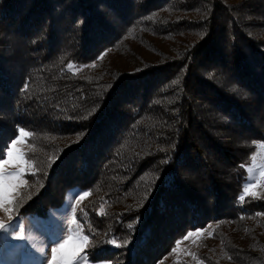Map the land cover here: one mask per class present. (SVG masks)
Returning <instances> with one entry per match:
<instances>
[{
    "label": "trees",
    "instance_id": "trees-1",
    "mask_svg": "<svg viewBox=\"0 0 264 264\" xmlns=\"http://www.w3.org/2000/svg\"><path fill=\"white\" fill-rule=\"evenodd\" d=\"M0 111L36 167L15 217L79 188L93 262L186 264L167 261L176 242L213 224L204 264H264V198L241 199L264 140V0H0Z\"/></svg>",
    "mask_w": 264,
    "mask_h": 264
},
{
    "label": "rangeland",
    "instance_id": "rangeland-1",
    "mask_svg": "<svg viewBox=\"0 0 264 264\" xmlns=\"http://www.w3.org/2000/svg\"><path fill=\"white\" fill-rule=\"evenodd\" d=\"M3 113V111H0V116L4 115ZM7 119L9 120L0 121V162L7 159V149L10 147L12 140L17 139L20 135L19 129L21 127L13 118L7 117ZM24 130L28 132L27 129ZM29 138L30 135L23 138V142L17 144V148L24 154L25 159L29 160L30 165L25 173L20 175V182L12 193V203L0 206V222L10 225L7 233L0 230V264H47L51 260V248L62 243L69 236L73 238V244L83 246V252L73 259V264H109L106 261L93 262L88 257L89 241H83V237L86 235L76 218L79 206L86 199V197L81 199L84 190L79 188L69 190L65 194L61 205L50 209L45 218L37 215L22 217L13 215L17 200L20 198L22 190L27 186V178L36 175V167L30 159L31 146L28 143ZM255 148L250 163L246 166L242 197L264 198V140L257 141ZM17 172H19L18 167L6 165L3 174L12 175ZM5 207L12 209L11 213L5 212ZM73 208H75V212L72 211ZM262 219L264 220V216H262ZM72 221H75V223H72ZM21 225L24 228V240L15 238ZM214 227L213 224H209L205 228L199 229L203 230L199 236L188 240L183 238L178 240L179 248L176 251H171L167 261L204 264L200 254V244L203 239L210 237ZM177 242L174 248H176Z\"/></svg>",
    "mask_w": 264,
    "mask_h": 264
},
{
    "label": "snow or ice",
    "instance_id": "snow-or-ice-1",
    "mask_svg": "<svg viewBox=\"0 0 264 264\" xmlns=\"http://www.w3.org/2000/svg\"><path fill=\"white\" fill-rule=\"evenodd\" d=\"M106 53L101 54L98 59H103V56ZM95 66V65H93ZM68 69H72L73 65L71 63L68 64ZM19 137L17 139L12 140L10 147L7 149V159L0 162V206L4 204L12 203V193L15 191L18 183L20 182V175L25 173V170L29 167V160L25 159L24 154L17 148V144L23 142V138L31 135V133L26 132L23 128L19 129ZM167 162V161H165ZM6 165H12L19 168V172L12 175H4L3 171ZM246 191H248L246 189ZM90 193L85 191L83 193L84 197H87ZM243 199V197H241ZM5 212L11 213L12 209L5 207ZM75 212V208L72 209ZM75 223V221H72ZM132 225H129L131 228ZM10 225L0 222V230L4 232H8ZM71 231V229H69ZM203 230H195L189 231L184 237V240H188L192 237H197L202 233ZM24 228L23 226H19V232L16 234L15 238L18 240H24ZM73 238L69 236L62 243H59L57 246L51 248V260L47 262V264H73V259L83 252L82 245H75L72 243ZM88 236L83 237V241H87ZM109 243L115 244V240H109ZM71 245V248H70ZM119 246V245H117ZM179 248V241L177 242L176 248L173 251H176Z\"/></svg>",
    "mask_w": 264,
    "mask_h": 264
}]
</instances>
